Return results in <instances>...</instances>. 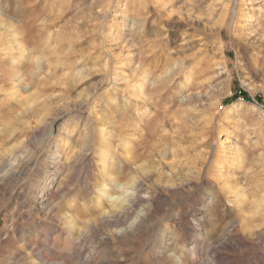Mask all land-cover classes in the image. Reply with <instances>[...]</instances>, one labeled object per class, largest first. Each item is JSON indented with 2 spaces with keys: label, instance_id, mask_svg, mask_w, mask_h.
Here are the masks:
<instances>
[{
  "label": "rangeland",
  "instance_id": "374dc122",
  "mask_svg": "<svg viewBox=\"0 0 264 264\" xmlns=\"http://www.w3.org/2000/svg\"><path fill=\"white\" fill-rule=\"evenodd\" d=\"M0 264H264V0H0Z\"/></svg>",
  "mask_w": 264,
  "mask_h": 264
},
{
  "label": "bare ground",
  "instance_id": "6f19581e",
  "mask_svg": "<svg viewBox=\"0 0 264 264\" xmlns=\"http://www.w3.org/2000/svg\"><path fill=\"white\" fill-rule=\"evenodd\" d=\"M11 60L12 61H15V57L14 56H11ZM103 141H104V139H103ZM106 151L108 152L109 151V149H106ZM45 246V245H44ZM48 247V246H47ZM42 255V254H41Z\"/></svg>",
  "mask_w": 264,
  "mask_h": 264
},
{
  "label": "trees",
  "instance_id": "16d2710c",
  "mask_svg": "<svg viewBox=\"0 0 264 264\" xmlns=\"http://www.w3.org/2000/svg\"><path fill=\"white\" fill-rule=\"evenodd\" d=\"M244 97V96H243Z\"/></svg>",
  "mask_w": 264,
  "mask_h": 264
}]
</instances>
